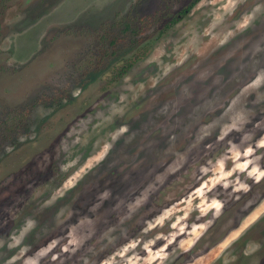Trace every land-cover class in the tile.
<instances>
[{
    "label": "rangeland",
    "instance_id": "374dc122",
    "mask_svg": "<svg viewBox=\"0 0 264 264\" xmlns=\"http://www.w3.org/2000/svg\"><path fill=\"white\" fill-rule=\"evenodd\" d=\"M0 264H264V0H0Z\"/></svg>",
    "mask_w": 264,
    "mask_h": 264
},
{
    "label": "trees",
    "instance_id": "16d2710c",
    "mask_svg": "<svg viewBox=\"0 0 264 264\" xmlns=\"http://www.w3.org/2000/svg\"><path fill=\"white\" fill-rule=\"evenodd\" d=\"M189 7L184 9L183 14H185L188 11ZM181 18V15L177 18V21ZM176 23V22H175ZM129 26L131 27L132 24L128 23ZM171 24H174L171 22ZM145 52H149V50L146 47L138 48L134 52V55L131 56L128 59H123L120 63H117L115 66H113L107 74V80L109 81L108 85L114 84L118 79H120L122 76H124L130 68L137 62L139 61Z\"/></svg>",
    "mask_w": 264,
    "mask_h": 264
},
{
    "label": "bare ground",
    "instance_id": "6f19581e",
    "mask_svg": "<svg viewBox=\"0 0 264 264\" xmlns=\"http://www.w3.org/2000/svg\"><path fill=\"white\" fill-rule=\"evenodd\" d=\"M257 55V54H256Z\"/></svg>",
    "mask_w": 264,
    "mask_h": 264
}]
</instances>
